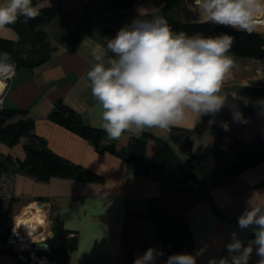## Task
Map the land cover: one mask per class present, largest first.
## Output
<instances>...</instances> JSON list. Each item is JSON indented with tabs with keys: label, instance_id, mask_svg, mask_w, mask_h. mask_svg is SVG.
Returning a JSON list of instances; mask_svg holds the SVG:
<instances>
[{
	"label": "crops",
	"instance_id": "1",
	"mask_svg": "<svg viewBox=\"0 0 264 264\" xmlns=\"http://www.w3.org/2000/svg\"><path fill=\"white\" fill-rule=\"evenodd\" d=\"M5 2L0 0V4ZM32 4L39 10L50 8L46 11L44 27L53 48L44 62L32 67L8 61L15 65V74L4 83V89L0 88V108L26 109L33 119L31 131L43 138L53 152L101 179L36 180L9 161L24 158L25 137L13 145L0 141V162L4 163L5 171L15 174V197L9 216L15 218L23 212L20 222L24 224L23 218L29 215V210L32 223L36 222L32 226L35 230L36 226L46 224L39 207L43 204L51 228L54 222L58 223L76 237V247L62 264H133L146 249H159L150 220L154 209L184 213L192 238L188 254L196 256V264H208L212 258L218 264L219 258L227 257L226 245L232 242V233L247 246L254 239L253 227L241 230L237 221L249 207V201L264 205V160L227 177L205 196L181 183L162 189L156 175H141L118 155L96 151L90 140L48 115L55 103L61 101L75 110L82 123L100 127V109L85 74L92 63L91 48L98 43L106 47L103 30L86 20L82 0H32ZM193 4L194 0H181L177 7L165 10L166 0H134L128 5L130 10L125 19L131 23L143 12L141 19L166 18L170 14L176 21H200L198 14L189 10ZM7 29L0 30V37L22 46L16 30L10 26ZM256 29L264 34V24ZM235 60L237 67L226 78L223 88L229 93L228 103L215 117L194 116L170 131H145L172 141L185 156L210 145L223 151V162L234 161L235 156L229 150L232 140L251 142L258 135L264 137V75L257 69L264 57L240 56ZM232 92L237 93L236 99L230 95ZM231 106L242 113L243 119L234 120ZM213 119L214 123L209 124ZM172 133L187 138L188 148L173 141ZM258 259L254 246L248 264H257ZM166 260L164 255L158 257L157 264H165ZM18 263L14 253L0 252V264Z\"/></svg>",
	"mask_w": 264,
	"mask_h": 264
},
{
	"label": "clouds",
	"instance_id": "2",
	"mask_svg": "<svg viewBox=\"0 0 264 264\" xmlns=\"http://www.w3.org/2000/svg\"><path fill=\"white\" fill-rule=\"evenodd\" d=\"M189 10L198 14L201 23L238 31L252 32L264 24V0H194ZM39 15L32 0H6L0 4V30H8L7 26L14 25L20 17L28 23ZM141 16L143 12L115 37L107 39L106 47L98 43L90 50L92 63L85 78L100 109V127L113 140L125 132L170 131L194 116L215 117L228 103L229 93L223 88L237 67L230 54L232 35H188L174 31L163 16ZM42 27L36 25L34 30L39 32ZM9 60L7 52L0 53V72L11 69ZM230 95L237 98L236 92ZM230 110L234 120L243 119L237 108L231 106ZM212 123L214 119L209 120ZM237 222L241 230L253 227L254 239L245 246L232 233V242L226 245L228 256L219 258L218 264H248L254 246L257 264H264V205L249 201ZM163 255L162 250L150 247L133 264H157ZM165 264H196V256L172 254ZM208 264H217V259H210Z\"/></svg>",
	"mask_w": 264,
	"mask_h": 264
},
{
	"label": "trees",
	"instance_id": "3",
	"mask_svg": "<svg viewBox=\"0 0 264 264\" xmlns=\"http://www.w3.org/2000/svg\"><path fill=\"white\" fill-rule=\"evenodd\" d=\"M134 0H112L118 6H128ZM181 0H166L165 10L175 8ZM40 9V15L24 23V18L9 25L19 35L22 46L17 47L14 41L0 37V53L7 52L10 60L17 66L32 67L44 62L50 55L52 46L44 27L46 11ZM51 11V10H50ZM174 31H185L188 35L200 32L205 36L228 33L234 37L230 54L234 57H264V34L252 31H238L232 27H224L200 21H176L172 15L166 17ZM36 25H42V30L35 31ZM49 118L78 135L90 140L96 151H108L130 162L134 170L141 175H156L164 189L175 183L190 185L205 196L209 191L225 181L229 176L264 160V137L258 135L251 142L234 139L229 150L235 156L231 163H225L221 157L223 151L206 146L201 152H190L182 159L172 149L169 142L162 140L149 131L139 136L122 135L119 139H109L101 127H92L82 123L78 114L67 104L57 101ZM33 119L26 109L0 108V141L8 145L17 143L20 137H25V156L22 159H9L19 171L32 175L36 180L48 181L52 177H68L76 180L101 179L87 168L72 163L53 152L46 141L33 133ZM171 139L183 148H188V139L180 133H172ZM4 163L0 162V171H5ZM159 249L164 256L177 253H188L192 248V238L184 213L170 210L154 209L150 212ZM47 242L52 248L50 254H45L56 264L66 262L76 247V237L58 223L52 225V235ZM18 264H29L18 259Z\"/></svg>",
	"mask_w": 264,
	"mask_h": 264
},
{
	"label": "built area",
	"instance_id": "4",
	"mask_svg": "<svg viewBox=\"0 0 264 264\" xmlns=\"http://www.w3.org/2000/svg\"><path fill=\"white\" fill-rule=\"evenodd\" d=\"M82 4L86 20L103 30L105 45L107 39L115 37L122 27L130 24L125 19L130 6L115 5L112 0H82ZM7 63L12 65L11 69L7 72H0V79L4 81L5 85L6 81L15 74V65L10 62ZM257 69L264 75V61L258 64ZM14 197L15 174L13 172L0 171V252H12L18 259L29 264H42L38 258L45 259L47 264H56V261L50 259L47 255H39L34 250L36 241L28 239L29 235L24 231L20 222L23 212L15 218L9 216ZM39 207L42 208L43 218L46 221V224L41 229L47 228V232L44 234L45 237L41 240H46L52 235V228L45 206L39 204Z\"/></svg>",
	"mask_w": 264,
	"mask_h": 264
},
{
	"label": "bare ground",
	"instance_id": "5",
	"mask_svg": "<svg viewBox=\"0 0 264 264\" xmlns=\"http://www.w3.org/2000/svg\"><path fill=\"white\" fill-rule=\"evenodd\" d=\"M0 85H3L4 86V82L2 81V80H0ZM3 88V87H2ZM1 88V89H2ZM35 206V205H34ZM28 214L29 215H25L24 216V224H21L22 225V228L24 229V231L29 235L28 236V239L29 240H33V241H36V242H38V240L39 241H42L41 240V238H43L44 237V234H46V232H47V228L45 227L44 229H41V227L43 226V225H45V221L43 222L44 224H40L39 226H36V229L35 230H33V228H32V226H34V224L36 223L35 221L32 223V215H31V213L29 212V210H28ZM26 219V220H25ZM29 221H31L30 223H29ZM37 231V232H36ZM36 237H38V238H36ZM39 260H40V262L42 263V264H47V262H46V260L45 259H41V258H38Z\"/></svg>",
	"mask_w": 264,
	"mask_h": 264
},
{
	"label": "water",
	"instance_id": "6",
	"mask_svg": "<svg viewBox=\"0 0 264 264\" xmlns=\"http://www.w3.org/2000/svg\"><path fill=\"white\" fill-rule=\"evenodd\" d=\"M254 30L257 31L256 28ZM34 250L37 252L42 251V252H45L47 254H50L52 252V248L49 245V243L47 242V240L35 242L34 243ZM23 259H24V256H23Z\"/></svg>",
	"mask_w": 264,
	"mask_h": 264
},
{
	"label": "rangeland",
	"instance_id": "7",
	"mask_svg": "<svg viewBox=\"0 0 264 264\" xmlns=\"http://www.w3.org/2000/svg\"><path fill=\"white\" fill-rule=\"evenodd\" d=\"M168 142H169V144L171 145V147H172V149L174 150V152H175L178 156H180L182 159H184V158L186 157L185 154L183 153V151H182L181 148L175 146V145L173 144L172 141H168ZM38 254H39V253H38Z\"/></svg>",
	"mask_w": 264,
	"mask_h": 264
}]
</instances>
